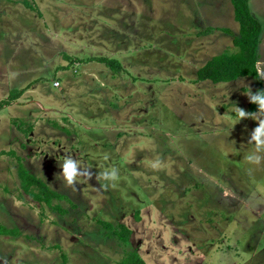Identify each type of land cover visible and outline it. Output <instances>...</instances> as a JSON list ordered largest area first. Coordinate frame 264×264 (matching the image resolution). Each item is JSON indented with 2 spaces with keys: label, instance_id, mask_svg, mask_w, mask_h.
Listing matches in <instances>:
<instances>
[{
  "label": "rangeland",
  "instance_id": "rangeland-1",
  "mask_svg": "<svg viewBox=\"0 0 264 264\" xmlns=\"http://www.w3.org/2000/svg\"><path fill=\"white\" fill-rule=\"evenodd\" d=\"M228 1L0 0V101L24 89L0 109V226L12 231L0 264H118L132 251L146 264H264V159L245 160L258 123L234 115L264 90L261 69L260 84L196 81L236 52ZM65 156L118 179L69 187ZM19 167L61 198L34 199Z\"/></svg>",
  "mask_w": 264,
  "mask_h": 264
},
{
  "label": "trees",
  "instance_id": "trees-1",
  "mask_svg": "<svg viewBox=\"0 0 264 264\" xmlns=\"http://www.w3.org/2000/svg\"><path fill=\"white\" fill-rule=\"evenodd\" d=\"M233 7L234 20L238 24V34L232 37V44L236 52L232 54L222 53L212 57L196 72V81H209L212 84L229 83L239 78H254L258 84L261 79L258 76L256 69L257 63V48L259 44V36L261 33V25L255 20L248 8V0H230ZM31 11L36 9L25 4ZM206 33L213 32V29L205 30ZM225 34L230 32L226 29L221 30ZM97 62L102 63L104 66L110 68L113 72L117 73L121 70V66L116 60L98 58ZM260 90V88L258 89ZM24 93V89L14 91L12 90L5 100L0 101V109L9 106L12 102L19 99ZM249 111H257V106L249 103ZM18 174L22 183L23 190L28 192L30 187H36L37 193L29 194L37 201H44L49 203L51 199L61 198L60 195L51 192L39 179L28 174L26 170L19 167ZM109 227V226H107ZM12 233L9 229L0 226V235H7ZM114 234L119 241L126 243L131 234V231L124 225H119L118 230ZM118 264H146L136 252H128L118 262Z\"/></svg>",
  "mask_w": 264,
  "mask_h": 264
},
{
  "label": "clouds",
  "instance_id": "clouds-1",
  "mask_svg": "<svg viewBox=\"0 0 264 264\" xmlns=\"http://www.w3.org/2000/svg\"><path fill=\"white\" fill-rule=\"evenodd\" d=\"M260 76L261 79L264 80V73H260ZM246 95L249 102L257 106V111L249 112L234 105V115L238 122L245 119H251L258 123V127H256L254 131L251 132V139L248 141L249 144L254 142V151L249 152L245 156V160L248 164L259 165L264 157L256 155L255 153L264 152V90H257L255 93H253L249 89ZM224 116L228 117L229 119L231 118L228 114ZM161 164V161L155 160L151 163V167L153 169H158L161 167ZM59 167L61 172L57 176L62 177L66 185L73 188H75L78 177H85L88 181L92 180L94 175L95 178L103 179L104 181H115L118 179L117 168L105 170L104 172L100 173L99 176H97V174H94L90 169H82L80 162L74 159L72 156H65L62 164H60ZM248 171L249 175H251L252 170L249 169ZM101 187L106 188L108 187V184H104ZM223 194L225 197H232L233 200L235 199L234 194L229 191H225ZM257 211L260 212V214H264V211L260 209H257Z\"/></svg>",
  "mask_w": 264,
  "mask_h": 264
},
{
  "label": "crops",
  "instance_id": "crops-1",
  "mask_svg": "<svg viewBox=\"0 0 264 264\" xmlns=\"http://www.w3.org/2000/svg\"><path fill=\"white\" fill-rule=\"evenodd\" d=\"M229 5V15L234 18L233 15V9L232 5L230 3V0L228 1ZM248 8L251 16L257 20V21H264V0H248ZM261 25V24H260ZM238 32V29H237ZM236 32V34H237ZM224 35V34H223ZM262 36V25H261V33H260V38ZM264 36V34H263ZM230 37V36H229ZM259 38V40H260ZM263 40V39H262ZM260 44V42H259ZM221 54V53H220ZM219 55V54H218ZM216 56V55H215ZM214 57V56H213ZM211 59V58H210ZM259 65V68L261 69V72L264 73V59L260 60L259 56L257 55V63Z\"/></svg>",
  "mask_w": 264,
  "mask_h": 264
},
{
  "label": "built area",
  "instance_id": "built-area-1",
  "mask_svg": "<svg viewBox=\"0 0 264 264\" xmlns=\"http://www.w3.org/2000/svg\"><path fill=\"white\" fill-rule=\"evenodd\" d=\"M58 85V83H54V86H57Z\"/></svg>",
  "mask_w": 264,
  "mask_h": 264
}]
</instances>
